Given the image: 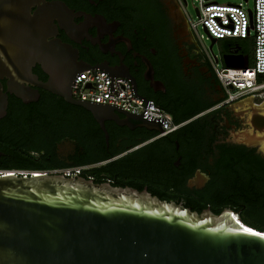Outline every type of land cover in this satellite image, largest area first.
I'll list each match as a JSON object with an SVG mask.
<instances>
[{
	"label": "flooded vegetation",
	"instance_id": "1",
	"mask_svg": "<svg viewBox=\"0 0 264 264\" xmlns=\"http://www.w3.org/2000/svg\"><path fill=\"white\" fill-rule=\"evenodd\" d=\"M183 6V0L33 1L27 52L0 53V89L7 95L0 117V168L73 166L85 152L73 123L82 127L81 134L97 138L98 128L105 137L90 111L44 86L52 74L73 71L74 51L79 65L126 73L143 97L181 118L167 135L107 119L109 140L105 137L102 151L113 157L74 165L85 167L78 176L95 181L92 168L142 151L148 167L191 169L186 180L191 191H205L213 171L217 196L214 210L210 208L218 213L233 210L241 218L251 194L259 195L250 190L264 187V91L227 101ZM216 44L218 63L224 54L242 48L233 38ZM36 52H42L41 62ZM117 118L124 120L125 115ZM191 123L195 128H187ZM123 147L128 149L116 153Z\"/></svg>",
	"mask_w": 264,
	"mask_h": 264
},
{
	"label": "water",
	"instance_id": "2",
	"mask_svg": "<svg viewBox=\"0 0 264 264\" xmlns=\"http://www.w3.org/2000/svg\"><path fill=\"white\" fill-rule=\"evenodd\" d=\"M33 1L0 0V53L27 52L25 39L33 35ZM196 12L200 17L199 8ZM248 12L253 27V9ZM208 36L209 51L218 63L214 52L218 39ZM35 55L41 62L42 52ZM223 63L247 68L250 57L236 50L224 54ZM97 68L110 74L109 92L119 93L114 77L130 79L102 65H79L73 51V71L51 73L44 86L90 111L107 141V119L131 128L164 131V118L147 113L149 100L131 79L135 95L146 101L141 113L76 99L72 85L77 74ZM6 106L7 95L0 89V117ZM119 113L125 115L124 120L117 118ZM75 176H0V264H264V231L243 224L233 210L217 214L207 207L198 212L163 200L147 187L139 190Z\"/></svg>",
	"mask_w": 264,
	"mask_h": 264
},
{
	"label": "built area",
	"instance_id": "3",
	"mask_svg": "<svg viewBox=\"0 0 264 264\" xmlns=\"http://www.w3.org/2000/svg\"><path fill=\"white\" fill-rule=\"evenodd\" d=\"M197 8L200 10L198 21L191 19L183 6L184 13L194 31L198 41L203 42V34L199 26L206 29L207 33L217 39L225 38H253V59L247 68H233L219 66L214 61L211 52H205L212 62L222 87L226 91L227 101L236 100L247 94H256L264 91V0H255L253 9V27L248 9L243 2L221 3L218 1L198 0ZM248 2V0H247ZM111 77L103 69H86L77 74L72 85V95L76 99L109 103L133 113L144 111L146 101L133 91L132 82L123 76L114 77L115 89L119 93L109 92ZM147 113L154 118H164V131L160 135L174 132L179 124L169 113L159 107L154 101L149 100ZM84 166H68L54 170H29V169H4L0 168V176L19 175L37 176L46 174H64L65 176L80 175Z\"/></svg>",
	"mask_w": 264,
	"mask_h": 264
},
{
	"label": "trees",
	"instance_id": "4",
	"mask_svg": "<svg viewBox=\"0 0 264 264\" xmlns=\"http://www.w3.org/2000/svg\"><path fill=\"white\" fill-rule=\"evenodd\" d=\"M233 39L239 41L242 46L240 52L249 55L250 61H252L253 38ZM214 75L216 76L215 73ZM261 78H264V75H262ZM155 103L165 111L170 112L176 123L181 121V118H179L176 113L167 109L159 101L155 100ZM79 109L86 111L83 107H80ZM73 127L78 131L77 140L85 150L82 157L73 163V166L102 162L113 157V155H105L103 153L102 149L105 147L106 141L104 135L98 128L99 136L93 138L87 133L81 134L82 127L79 126V124L76 125L73 123ZM187 128H195L194 123L189 124ZM110 142L112 143V138L110 139ZM127 149L128 148L123 147L116 153H122ZM144 161L145 157L143 156L142 151H133L112 159L107 163H102L92 168L89 173L96 175L97 179H95V181L100 183L106 182L110 179L112 180V184L116 186L129 185L139 190L148 186L150 192L157 195L159 198L183 203L186 207H189L194 211L202 212L207 207L214 208L213 206L217 193L213 171L210 173L211 180L205 191H191L186 185L187 178L192 174L191 169L184 172H180L179 169L174 167L163 170L159 165L148 167L145 165ZM194 162L195 158H189V163ZM85 177L88 178V175ZM250 191H253V193L258 192L259 195L255 196L254 194H251L240 219L245 224L264 231V187L258 189L253 188ZM215 213H218V211L215 210Z\"/></svg>",
	"mask_w": 264,
	"mask_h": 264
},
{
	"label": "rangeland",
	"instance_id": "5",
	"mask_svg": "<svg viewBox=\"0 0 264 264\" xmlns=\"http://www.w3.org/2000/svg\"><path fill=\"white\" fill-rule=\"evenodd\" d=\"M209 1H218L221 3H230V2H234V3H239V2H243L245 7L247 9L249 8H254V2L255 0H248V2L246 0H209ZM199 5V1L198 0H187V4L184 3L185 9L189 15V17L195 21H198L199 16L197 15L196 12V8ZM199 31L200 33L203 34V42H201L202 47L205 49L207 48L209 50L210 44H211V40L210 37L208 36V34L205 32L204 28L202 26H199ZM214 52L216 54L220 53V47L218 44L214 45ZM220 67L224 66L223 61L221 60V62L219 63Z\"/></svg>",
	"mask_w": 264,
	"mask_h": 264
},
{
	"label": "snow or ice",
	"instance_id": "6",
	"mask_svg": "<svg viewBox=\"0 0 264 264\" xmlns=\"http://www.w3.org/2000/svg\"><path fill=\"white\" fill-rule=\"evenodd\" d=\"M247 231H251V230H247ZM257 235H261V234H257Z\"/></svg>",
	"mask_w": 264,
	"mask_h": 264
},
{
	"label": "bare ground",
	"instance_id": "7",
	"mask_svg": "<svg viewBox=\"0 0 264 264\" xmlns=\"http://www.w3.org/2000/svg\"><path fill=\"white\" fill-rule=\"evenodd\" d=\"M240 223H241V222H240ZM242 223L245 224L244 222H242ZM242 223H241V224H242Z\"/></svg>",
	"mask_w": 264,
	"mask_h": 264
}]
</instances>
